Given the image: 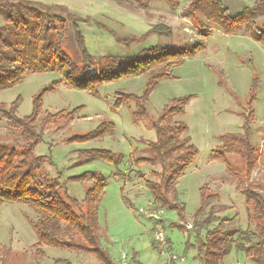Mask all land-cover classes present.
I'll use <instances>...</instances> for the list:
<instances>
[{"label": "rangeland", "instance_id": "374dc122", "mask_svg": "<svg viewBox=\"0 0 264 264\" xmlns=\"http://www.w3.org/2000/svg\"><path fill=\"white\" fill-rule=\"evenodd\" d=\"M39 1L43 5L67 8L74 15L89 17L117 35L140 36L157 24L171 28L169 39L155 36L129 49L117 44L94 23H82L81 32L87 50L94 57L132 56L149 46L180 47L195 41L202 48L180 67L173 68L171 80L161 82L151 93L146 104V115L137 120L134 103L128 102L119 110H111L116 93L140 96L148 79L147 74L116 83L101 85L98 95L60 85L43 98L40 119L51 115L69 113L79 107L75 120L59 132L46 133L35 154L48 157L42 173L48 181L58 182L59 192L81 202L89 182H67L68 178L84 173H99L107 180L98 207L101 246L113 264H199L195 246V225L208 216L210 206L215 207L218 220H231L228 227L252 230L254 224L247 218L244 198L238 186L264 189V47L246 34L224 35L216 27L205 23L206 37L200 36L193 21L181 17L189 0H178L177 9H170L161 1L148 2L142 10L130 0H24ZM256 0H222L231 14L251 7ZM64 20L63 11L53 12ZM258 18H264L259 16ZM3 20L0 17V26ZM68 32L69 24L66 22ZM70 38V35H69ZM71 53L75 48L69 42ZM59 77L55 73L27 75L15 88L0 93V104L10 105L20 98L17 116H28L32 110L33 96ZM193 95L183 115L170 122L184 123L191 144L198 150L195 161L185 170L184 176L174 186L175 195L184 208V220L176 213L156 207L145 188L144 181H157L151 176L158 167L136 165L133 159L148 155L146 142L156 139L151 128L160 112L171 100ZM251 96V100H250ZM251 101V104H249ZM250 144L257 159L246 180L243 164L237 154H226V162L212 151L220 146V137L241 134L244 116L249 112ZM112 122L115 129L102 140L86 143L64 142L72 136H82L94 131L101 123ZM22 137L0 120V145L22 152ZM79 150H107L122 158L118 166L100 161L77 160ZM207 188L208 194H217L218 200L195 216L200 204L199 189ZM259 189V190H260ZM224 206V211H217ZM154 214L157 220L138 213ZM37 213L26 205L2 204L0 206V264H101L92 255H81L60 248L38 246V239L29 221H36ZM218 221L212 222L215 226ZM160 228L166 236L167 248L159 249L153 241V232ZM200 231V236L204 235ZM238 241L235 242L237 244ZM193 246V248H191ZM172 256L176 260H170ZM92 261V262H91ZM243 253L233 249L221 264H248Z\"/></svg>", "mask_w": 264, "mask_h": 264}, {"label": "trees", "instance_id": "16d2710c", "mask_svg": "<svg viewBox=\"0 0 264 264\" xmlns=\"http://www.w3.org/2000/svg\"><path fill=\"white\" fill-rule=\"evenodd\" d=\"M130 1L142 10L147 9L150 1H161L172 10L179 6L178 0ZM55 11H63L64 20L55 15ZM259 16H264V0H256L251 7H245L235 15L231 14L222 0H189L181 11V17L193 21L202 37L207 36L204 32L207 23L224 35L244 33L264 47V18ZM0 17L3 20L0 26V93L15 88L27 75L55 73L59 77L33 96L32 110L28 116H17L20 98L8 106L0 104V120L20 134L23 142L21 153L0 145V206L26 205L37 213V220L29 223L38 239V246L92 255L101 264H113L101 246L98 225V207L107 180L99 173H84L68 178L67 182L90 183L85 188L83 200L78 202L68 198L65 192L62 195L58 182L47 180L42 168L45 162L51 164V161L48 157L35 154L44 135L59 132L71 124L81 107L69 113H46L40 119L43 98L60 85L96 97L101 85L147 74L148 79L140 96L116 93L111 105V110L117 111L128 102L134 103L136 112L133 117L140 120L146 115V104L151 93L161 82L173 79V68L193 58L202 48V43L195 41L189 45L168 48L149 46L132 56L94 57L86 48L80 28L82 23H94L98 30L107 32L117 44L127 49L145 42L151 36L169 39L173 32L170 27L157 24L140 36L121 37L89 17L74 15L63 6L24 0H0ZM70 41L75 48L72 53ZM193 98V95H188L173 99L164 107L158 118L151 122L156 139L145 143L148 155L133 159L136 165L146 164L160 169L159 172L151 173L157 181H144L145 188L156 207L176 213L182 221L184 208L175 195L174 186L195 161L198 150L187 136V126L170 121L183 115ZM252 116L251 111L244 116L241 134L221 136L220 146L212 151L224 162L226 154H237L242 161L246 180L257 159L250 144ZM114 129L112 122H103L94 131L72 136L64 142L99 141ZM76 156L81 162L100 161L115 167L122 161L120 155L107 150H79ZM226 164L228 166V162ZM236 189L244 198L248 209L247 218L254 224V229L241 231L228 227L231 220H218L215 207L210 206L218 200V195L208 194L206 187L200 188V204L195 216L199 217L201 211L209 206L210 209L208 216L195 225V251L199 264H221L233 249L243 253L248 264H264V189L257 186H238ZM224 210V206L217 208L219 212ZM214 221L218 222L211 226ZM201 230L205 231L203 236H200ZM62 263L70 264L65 260Z\"/></svg>", "mask_w": 264, "mask_h": 264}, {"label": "built area", "instance_id": "2783aa9c", "mask_svg": "<svg viewBox=\"0 0 264 264\" xmlns=\"http://www.w3.org/2000/svg\"><path fill=\"white\" fill-rule=\"evenodd\" d=\"M138 213L142 214L144 216H147V217H149V218H151L153 220H157L158 219L156 215H154V214H149L148 215L146 213V211L142 210V209H139ZM152 238H153L154 243L156 244V246L159 249L163 250V249L167 248V239H166L165 233L159 227L156 228L155 231L153 232ZM170 260H176V257L172 256L170 258Z\"/></svg>", "mask_w": 264, "mask_h": 264}, {"label": "crops", "instance_id": "0c3cea01", "mask_svg": "<svg viewBox=\"0 0 264 264\" xmlns=\"http://www.w3.org/2000/svg\"><path fill=\"white\" fill-rule=\"evenodd\" d=\"M28 2H33V3H40L39 1H28ZM43 4V3H42ZM78 254V253H77ZM84 255V254H81ZM92 262V261H91Z\"/></svg>", "mask_w": 264, "mask_h": 264}]
</instances>
